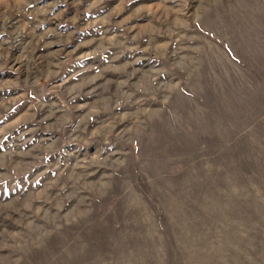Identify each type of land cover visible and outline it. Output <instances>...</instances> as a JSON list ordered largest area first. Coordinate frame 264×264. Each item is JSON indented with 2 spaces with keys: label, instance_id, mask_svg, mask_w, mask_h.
<instances>
[{
  "label": "rangeland",
  "instance_id": "1",
  "mask_svg": "<svg viewBox=\"0 0 264 264\" xmlns=\"http://www.w3.org/2000/svg\"><path fill=\"white\" fill-rule=\"evenodd\" d=\"M0 264H264V0H0Z\"/></svg>",
  "mask_w": 264,
  "mask_h": 264
},
{
  "label": "trees",
  "instance_id": "2",
  "mask_svg": "<svg viewBox=\"0 0 264 264\" xmlns=\"http://www.w3.org/2000/svg\"><path fill=\"white\" fill-rule=\"evenodd\" d=\"M236 154H238V153H236ZM244 156H245V154H244ZM242 158H243V156H241ZM244 161H245V159H244Z\"/></svg>",
  "mask_w": 264,
  "mask_h": 264
}]
</instances>
